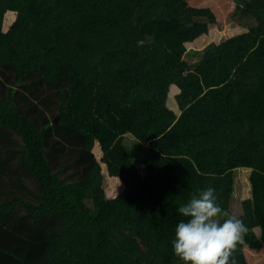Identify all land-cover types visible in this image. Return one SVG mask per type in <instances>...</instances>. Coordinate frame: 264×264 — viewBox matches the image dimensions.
<instances>
[{"label":"trees","instance_id":"16d2710c","mask_svg":"<svg viewBox=\"0 0 264 264\" xmlns=\"http://www.w3.org/2000/svg\"><path fill=\"white\" fill-rule=\"evenodd\" d=\"M209 186L264 264V0H0V264H183Z\"/></svg>","mask_w":264,"mask_h":264},{"label":"clouds","instance_id":"9594fccd","mask_svg":"<svg viewBox=\"0 0 264 264\" xmlns=\"http://www.w3.org/2000/svg\"><path fill=\"white\" fill-rule=\"evenodd\" d=\"M176 211L183 219L171 243L183 264H235L230 261L232 251L249 229L220 206L214 187L192 195Z\"/></svg>","mask_w":264,"mask_h":264},{"label":"rangeland","instance_id":"374dc122","mask_svg":"<svg viewBox=\"0 0 264 264\" xmlns=\"http://www.w3.org/2000/svg\"><path fill=\"white\" fill-rule=\"evenodd\" d=\"M240 24H242V21H241L240 17H236L234 19V21L232 22V24L230 25V27H228L225 30V33L227 34V36H230V35H233V34H239V33H242L244 31H246V29L243 28ZM251 24H252L251 22L247 23V25H251ZM191 55L192 56H190V58H189L190 62H191V66L193 68H196V67H198V65L200 63L199 61H200V57H201L202 54H191ZM44 98L45 97H43L42 99L44 100ZM53 101H55V98H53ZM54 105H55L54 102L53 103L48 102L44 106H45L46 110L48 111L49 118L54 117L55 118L54 121H56L57 120L56 119V115L57 114L55 115V113H56L57 107L54 106ZM57 122H58V120H57ZM128 137H129L130 143H132V144H137L138 143L137 140L134 139L132 136H128ZM71 149H73V148H71ZM139 156H140V154H139ZM16 157L17 158H15L13 160L14 163L10 164V169L13 170L14 173H17L19 176H22L24 181L26 183H28L31 187H34L35 190H36V183L27 175V172L22 168V165L20 163L19 157L18 156H16ZM137 165H138V162H137ZM138 166H139L140 172L142 174H144L143 165L142 166L138 165ZM240 189H241L240 188V181H237V190H236V196L237 197L241 196Z\"/></svg>","mask_w":264,"mask_h":264},{"label":"water","instance_id":"95a60500","mask_svg":"<svg viewBox=\"0 0 264 264\" xmlns=\"http://www.w3.org/2000/svg\"><path fill=\"white\" fill-rule=\"evenodd\" d=\"M55 122H57V120Z\"/></svg>","mask_w":264,"mask_h":264}]
</instances>
